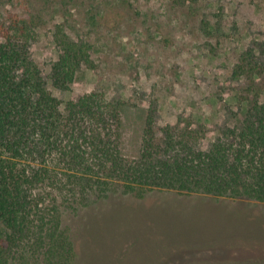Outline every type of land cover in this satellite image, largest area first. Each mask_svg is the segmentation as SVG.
Instances as JSON below:
<instances>
[{
  "label": "trees",
  "instance_id": "1",
  "mask_svg": "<svg viewBox=\"0 0 264 264\" xmlns=\"http://www.w3.org/2000/svg\"><path fill=\"white\" fill-rule=\"evenodd\" d=\"M59 1L16 0L9 9L0 0V264H77L68 217L116 193L264 203L263 44L239 52L213 83L221 122L174 109L161 122V107L149 103L139 153L127 155L123 99L98 88L61 100L50 90L70 91L97 68L99 45L67 31L76 0ZM50 8L58 59L47 76L33 45Z\"/></svg>",
  "mask_w": 264,
  "mask_h": 264
},
{
  "label": "rangeland",
  "instance_id": "2",
  "mask_svg": "<svg viewBox=\"0 0 264 264\" xmlns=\"http://www.w3.org/2000/svg\"><path fill=\"white\" fill-rule=\"evenodd\" d=\"M14 1L4 0L3 8L14 9ZM69 7L67 31L99 45L97 68L70 91L51 84L50 90L61 100L98 88L123 99L127 155L139 153L149 103L161 107V122L171 109L221 122L226 111L213 104V83L239 52L264 45V0H76ZM55 14L51 8L44 13L47 24L33 45L47 76L58 59L50 22ZM67 223L77 264H234V257L264 264V203L258 201L163 190L142 199L116 193Z\"/></svg>",
  "mask_w": 264,
  "mask_h": 264
}]
</instances>
